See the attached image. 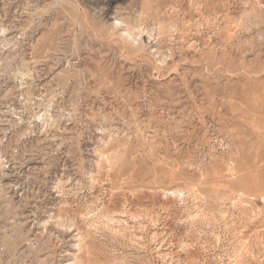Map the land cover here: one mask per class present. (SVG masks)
<instances>
[{
    "label": "rangeland",
    "instance_id": "obj_1",
    "mask_svg": "<svg viewBox=\"0 0 264 264\" xmlns=\"http://www.w3.org/2000/svg\"><path fill=\"white\" fill-rule=\"evenodd\" d=\"M0 264H264V0H0Z\"/></svg>",
    "mask_w": 264,
    "mask_h": 264
}]
</instances>
